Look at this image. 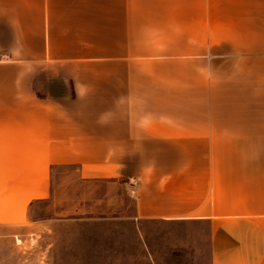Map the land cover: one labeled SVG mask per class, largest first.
Instances as JSON below:
<instances>
[{"label":"crops","instance_id":"crops-1","mask_svg":"<svg viewBox=\"0 0 264 264\" xmlns=\"http://www.w3.org/2000/svg\"><path fill=\"white\" fill-rule=\"evenodd\" d=\"M65 166L163 262L192 229L195 261L264 264V0H0V226Z\"/></svg>","mask_w":264,"mask_h":264},{"label":"rangeland","instance_id":"rangeland-1","mask_svg":"<svg viewBox=\"0 0 264 264\" xmlns=\"http://www.w3.org/2000/svg\"><path fill=\"white\" fill-rule=\"evenodd\" d=\"M52 178L51 197L31 206L26 223L0 226V264H202L190 252L198 246L192 229L180 231L177 263L159 260L155 227H145L141 246L133 199L120 186L108 199L105 182H82L72 166L53 169ZM102 216L109 219H91Z\"/></svg>","mask_w":264,"mask_h":264}]
</instances>
